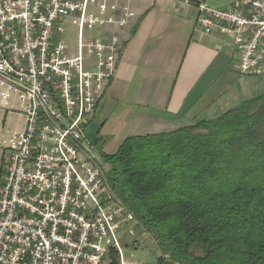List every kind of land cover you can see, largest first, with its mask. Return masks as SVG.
<instances>
[{
    "label": "built area",
    "instance_id": "1",
    "mask_svg": "<svg viewBox=\"0 0 264 264\" xmlns=\"http://www.w3.org/2000/svg\"><path fill=\"white\" fill-rule=\"evenodd\" d=\"M196 8L202 32L232 40L241 75H264V0ZM134 15L117 0H0V103L16 98L25 117L3 140L0 264H142L123 257L116 231L134 216L84 134L121 46L91 31L123 28ZM67 24L75 55L60 38Z\"/></svg>",
    "mask_w": 264,
    "mask_h": 264
},
{
    "label": "trees",
    "instance_id": "2",
    "mask_svg": "<svg viewBox=\"0 0 264 264\" xmlns=\"http://www.w3.org/2000/svg\"><path fill=\"white\" fill-rule=\"evenodd\" d=\"M101 157L156 264H264V93Z\"/></svg>",
    "mask_w": 264,
    "mask_h": 264
},
{
    "label": "crops",
    "instance_id": "3",
    "mask_svg": "<svg viewBox=\"0 0 264 264\" xmlns=\"http://www.w3.org/2000/svg\"><path fill=\"white\" fill-rule=\"evenodd\" d=\"M117 1L132 9L134 17L123 28L91 33L101 39L116 36L121 43L115 73L105 82L103 99L87 126L93 132L99 125L97 133L104 139L93 146L100 154H108L103 147L114 139L120 141L118 148L128 136L211 119L264 93V75L237 71L229 37L196 26L199 0ZM204 1L222 8L239 0ZM9 104L4 108L0 103V175L3 140L25 126L17 99Z\"/></svg>",
    "mask_w": 264,
    "mask_h": 264
},
{
    "label": "rangeland",
    "instance_id": "4",
    "mask_svg": "<svg viewBox=\"0 0 264 264\" xmlns=\"http://www.w3.org/2000/svg\"><path fill=\"white\" fill-rule=\"evenodd\" d=\"M91 32L92 34H94L97 31L94 30ZM60 38L64 40L66 46L68 47V53L70 55H75L76 29L71 26H66L65 32L60 34ZM98 126H96L93 132H91L90 129H87V127L84 131L86 140L89 141L92 145H96L98 141L104 139V137L99 136V133H97ZM118 141L119 139H114L109 146L103 147V151L108 154H113L118 146H116ZM97 159L102 161V165L107 168V174L109 165L102 160L101 156H97ZM116 238L123 257L128 263L131 261H138L142 264H156V259L161 255L160 251L155 245L152 236L140 226H138L135 221L128 224L119 225L116 231Z\"/></svg>",
    "mask_w": 264,
    "mask_h": 264
}]
</instances>
